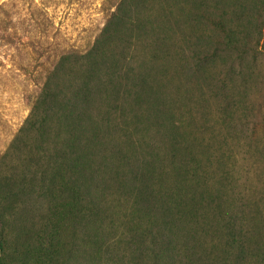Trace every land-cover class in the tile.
Returning a JSON list of instances; mask_svg holds the SVG:
<instances>
[{"label": "rangeland", "instance_id": "1", "mask_svg": "<svg viewBox=\"0 0 264 264\" xmlns=\"http://www.w3.org/2000/svg\"><path fill=\"white\" fill-rule=\"evenodd\" d=\"M133 1L0 0V185L32 157L38 171L49 174L52 161L57 174L50 191L49 181L22 180L25 205L1 209V264H264V0ZM104 56L141 106L115 121L111 109L102 128L105 145L90 165L108 175L101 204L81 202L94 215L84 233L65 215L81 194L60 189L61 162L38 134L48 131L52 144L79 137L66 93L86 88L83 76L98 60L108 65ZM148 82L160 102L142 97ZM112 147L122 154L113 158ZM190 166L208 172L195 189L205 201L218 189L226 199L223 212L202 207L198 231L160 219L165 203L175 216L186 208ZM137 168L132 184L158 203L151 219L133 218L137 191L113 182V169Z\"/></svg>", "mask_w": 264, "mask_h": 264}, {"label": "trees", "instance_id": "2", "mask_svg": "<svg viewBox=\"0 0 264 264\" xmlns=\"http://www.w3.org/2000/svg\"><path fill=\"white\" fill-rule=\"evenodd\" d=\"M137 1V3L140 2V0H134ZM133 1V3H134ZM136 3V4H137ZM135 4V3H134ZM135 4V5H136ZM140 5V4H139ZM102 35L105 37V34ZM103 42H106L105 40ZM106 47L109 45V43H105ZM112 57L104 56L103 59H101L105 64H108L106 66H101L99 63V60L91 64L87 70V74H85L84 81L86 83V88H77L74 92H70L71 94L67 95V100L70 105L74 108L72 112H70L72 119H74V123L76 124L75 128L80 132L79 137H77V134H72L71 137H69L66 141H63L61 138L60 140L59 136H56L57 138H54V144L49 142V134L48 131H43L42 129L39 130V138L42 142L40 146L42 145L45 148L49 149V152L52 154H55L54 159L61 162L60 169L63 171V178L62 183L63 185H60L61 190H65L66 193L70 195V193H76L75 196L80 195L78 198L73 199L72 201H68L70 203L68 205L69 211L65 215L68 216L69 219L75 220L74 227H79L80 224V230L84 233H90L92 232V219H94V215L90 210L88 209V205L84 207L81 202L85 201L88 202V204H99L102 200L100 198V192H102L101 185L102 183H106V180L102 179V177H105L103 173H95L91 171V165L90 163H93L90 159V155H92L95 159L98 155H100V150L105 145L103 142L106 141V134H101L104 131H102V128L107 126V117L111 111V109L114 111V116H112V120L115 121L116 115L119 113V117H130L128 108H135L139 109V106H141L140 102L133 103L132 96L134 94L137 95V92L134 90L128 89L127 91L121 92V89L118 87V85L125 79L128 78L127 74L124 73H118V67L113 68L114 61L111 62L110 60ZM147 89L141 88L139 91L141 94H143V98L147 99H153L154 102H160L161 96H158V92L156 91V83L155 85L151 84L150 82L147 83ZM56 91V87L54 88ZM58 95H64L63 92L60 91V93L54 92L50 95V99H55ZM50 100V101H51ZM43 101H46L43 99ZM66 109L69 108L67 104H62ZM77 106L84 107L86 109L79 110ZM71 110V108H69ZM75 110H78L79 112V118H74V113L77 112ZM50 114L46 115L45 117H48ZM118 117V118H119ZM117 118V119H118ZM116 119V120H117ZM76 120V122H75ZM66 125L69 126V133H73L74 128L71 126L68 121L65 122ZM88 133V134H86ZM63 135V134H61ZM58 143V144H57ZM50 145H53L54 147H50ZM87 148V150L85 149ZM110 152V151H109ZM111 154L113 155V158L121 155V152H117L115 148H111ZM101 156V155H100ZM25 162L26 168L15 166L17 175L16 177L9 178L7 177L4 180V183L0 185V211L3 208L4 205L10 204L11 207H13L12 211L20 210L21 205H25L24 202H22L21 194H26L27 192L31 191H25L23 186L19 184L22 180L29 181L33 183L34 185H41L44 183V181H49L48 184V190H53L54 185L52 182L56 179V169L51 167V161L50 163V170L49 174L45 175L43 172H40L37 170L38 166V158L32 157L30 161V165L28 164L27 160L22 161V164ZM54 164V163H53ZM141 168V167H140ZM139 168H137V171L135 173L128 170V171H119L118 169H113V172L111 173L113 175V182H116L117 184L125 185V188L129 189L130 193H133L134 191H137V195L139 198L140 205H138V209L135 210L133 218H142L143 216L148 217L151 219L152 217H155L157 214L158 209H156V206L158 203L155 204V201H153L152 198L146 197L143 191L138 187L136 188L134 184H132L134 177H136V174L138 173ZM19 173V174H18ZM185 173H191L194 175L193 179L191 180L192 185L190 187V194L188 195L189 199L186 202V208L184 206V209L182 211H179L177 215L175 216L173 214V210L171 212V208L169 204H164L163 207V214L161 216V220L165 225H168L169 227H176L178 225L179 219H184V225L186 222H190V224H193L196 226V230L198 231L201 227H205L207 216L202 213L203 206L207 207H213L215 210L219 212H223L224 206L226 205V199L225 195L221 192L220 189H218L217 194L210 196V200L205 201V194L204 191H195L196 188H198L201 184V180L204 178V176L208 173L207 171L201 170L198 166H190L189 170H185ZM34 174H37V176H34ZM42 177H41V176ZM44 177V178H43ZM79 180V181H78ZM45 181V182H46ZM46 184V183H45ZM38 186V185H37ZM122 187V186H119ZM76 189L80 190L77 191ZM86 193V197L82 195L83 193ZM90 200V203H89ZM190 201V203L188 202ZM205 201V202H204ZM74 202V204H73ZM200 203L202 204L200 206ZM101 204V203H100ZM155 204V205H154ZM183 203H180V206H182ZM73 206H75L73 208ZM205 208V209H206ZM26 211V209L24 210ZM71 217V218H70ZM88 221L90 222V225H88ZM235 224V223H234ZM232 226L231 224H226V226ZM111 243V241H109ZM2 242L0 240V252L2 250ZM73 250L77 248L78 246L74 245L72 246ZM111 244L108 245L107 251L110 250ZM43 246H40V249H43ZM70 249L73 253V250ZM65 254L63 257L67 262L73 260V254ZM1 254V253H0ZM93 256H99L101 253L99 250L97 251V255L93 252L90 253ZM112 259V256L107 257V261H110ZM1 260V259H0ZM91 260V259H90ZM1 264V263H0ZM152 264H155L154 262Z\"/></svg>", "mask_w": 264, "mask_h": 264}]
</instances>
